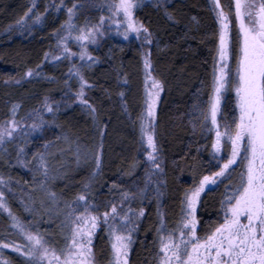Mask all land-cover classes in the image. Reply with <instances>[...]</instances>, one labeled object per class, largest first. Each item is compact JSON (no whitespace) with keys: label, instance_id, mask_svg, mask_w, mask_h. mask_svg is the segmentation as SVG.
Returning <instances> with one entry per match:
<instances>
[{"label":"snow or ice","instance_id":"obj_1","mask_svg":"<svg viewBox=\"0 0 264 264\" xmlns=\"http://www.w3.org/2000/svg\"><path fill=\"white\" fill-rule=\"evenodd\" d=\"M169 3L44 0L40 11L37 0H31L23 16L7 29L32 34L49 15L64 17L51 33L54 45L43 53L41 62L26 68L19 79L12 78L17 85L26 78L62 83L61 95H44L39 106L23 116L22 104L13 103L0 121V216L8 221L0 230V264H15L6 250L20 258V264H100L95 250L99 234L108 245L104 264H130L148 206L153 204L156 219L150 229L148 264H264V0H208L207 11L215 25L206 33L213 43L209 51L214 53L210 80L194 91L187 115L193 135L199 132L206 141L195 151H208L211 167L201 170L196 156L191 161L182 157L183 165L172 161L181 174L187 168L192 181L180 193L179 211L171 223L163 207L168 172L157 132L166 84L152 60L153 47L160 52L168 45L161 47L157 34L137 16L150 4L167 22L179 24L168 10ZM192 20L199 26L196 17ZM113 36L139 42L143 97L135 117L122 90L129 83L127 74L122 63L116 67L113 52V48L123 52L124 47L114 44L103 59L93 54ZM182 38L195 39L188 32ZM105 62H111L121 114L138 129L139 145L130 159H121L110 181L103 178L109 122L101 119L90 96L101 87L112 98L110 88L90 76ZM45 64L66 65V71L58 79L45 74ZM205 87L207 96L202 99ZM74 105L91 121V143L60 122L61 114ZM83 166L90 171L71 198L53 189L61 179L67 188ZM4 168L21 169L30 179H15ZM221 186L216 215L204 220L206 197ZM10 198L16 199L26 217L13 210ZM42 223L54 225L55 231H42Z\"/></svg>","mask_w":264,"mask_h":264},{"label":"trees","instance_id":"obj_2","mask_svg":"<svg viewBox=\"0 0 264 264\" xmlns=\"http://www.w3.org/2000/svg\"><path fill=\"white\" fill-rule=\"evenodd\" d=\"M39 10L43 11L44 0H37ZM31 0H0V121L8 115L9 108L13 103L22 104L20 115L34 107L39 106L40 100L46 94L59 97L60 89L63 84H50L39 79L26 78L17 85L12 78L19 79L26 68H34L40 63L43 53L48 51L54 45L51 33L63 21V15L56 16L51 14L46 17L43 27L34 28L32 34L18 31L9 32L7 29L23 16L27 11ZM208 0H170L168 10L174 14L179 24L173 25L167 22L161 11L146 4L142 10H138L137 16L148 25L160 38L161 47L168 45L164 51L158 52L154 47L152 49V60L157 69L159 78L165 81L166 90L161 95V104L158 108V139L164 148L166 157V170L168 172V188L163 200V207L168 213V220L171 223L179 211V195L184 187L191 185L192 176L187 168L183 174L178 172L172 166V161L177 160L184 164L182 157H187L189 161L193 156L200 162L199 168L206 170L211 167L208 151L202 150L196 153V147L199 144L206 143L200 138L199 132L193 135L191 124L188 123L187 113L191 110L193 93L201 87V82L205 84L210 80L211 71V53L209 49L213 46L211 40L206 38V33L215 27L212 14L207 11ZM196 17L199 26L192 20ZM187 26V27H186ZM191 29V31H189ZM188 32L189 38L184 40L183 33ZM203 38V42L201 39ZM119 43L124 47L120 52L118 48H113L115 54L116 67H120L127 74L129 83L122 86L126 93V101L129 111L135 117L140 111L143 97V78L138 55L139 42L134 38L130 41H123L119 37L113 36L110 41L104 42L99 52H93L94 55H100L108 52L109 47ZM111 62H105L98 65L91 73V79L97 81L98 85L108 87L112 91V98L108 99L101 87L90 93L93 102L96 104L101 119L109 122L108 135L105 137V155H104V174L105 180L115 179L118 168L121 166V159L128 158L136 154V148L139 146L138 129H134L126 116L121 114L120 98L116 95L115 72L110 66ZM44 72L47 75H55L58 79L61 73L66 71V65L54 68L45 64ZM9 81V83H5ZM208 89L205 87L202 99L206 98ZM60 122L64 124L66 130L75 133L82 140L91 143V121L82 114L78 106H73L66 113L60 116ZM57 132L59 130H56ZM53 138L51 133L47 134ZM189 145H192L191 149ZM3 171L11 173L15 179H30L21 169L4 168ZM90 171L88 166H83L73 174L68 187L65 188L63 179L57 180L53 185L56 192L63 191L66 198H71L77 190L78 182L82 180ZM139 174V173H138ZM176 177L179 178L178 182ZM223 192L221 186L217 191L210 193L206 197L207 210L201 212L204 220L214 218L217 210V201ZM12 208L22 218L26 217L19 204H15L10 198ZM155 205L148 206L146 213L148 219L142 224V230L138 235L137 243L134 245L133 252L130 255V264H148L151 259L152 247L151 241L153 232L150 231L155 222ZM5 217L0 216V230L6 225ZM203 222V221H202ZM95 241L97 258L101 264L103 258L107 255L108 245L102 234ZM143 242V243H141ZM15 264H20V258L12 257ZM100 258V259H99Z\"/></svg>","mask_w":264,"mask_h":264},{"label":"rangeland","instance_id":"obj_3","mask_svg":"<svg viewBox=\"0 0 264 264\" xmlns=\"http://www.w3.org/2000/svg\"><path fill=\"white\" fill-rule=\"evenodd\" d=\"M38 2V1H37ZM43 8H44V6H43ZM69 161H70V163L72 162V158L71 157H69ZM35 195H37V196H39V195H41L40 193H36ZM13 199V201H14V203L15 204H18L17 203V201H16V199H14V198H12ZM24 213V212H23ZM25 216H26V214H25ZM3 217H5V221H6V225H5V228L7 227V225H8V221H7V218H6V216H3ZM45 229H47L49 232H54L55 231V226L54 225H49L48 223H42L41 224V230L42 231H44ZM56 239H59V236H58V234L56 235ZM6 254H9V255H11L12 257H16V255L15 254H12V253H7V250H6Z\"/></svg>","mask_w":264,"mask_h":264},{"label":"flooded vegetation","instance_id":"obj_4","mask_svg":"<svg viewBox=\"0 0 264 264\" xmlns=\"http://www.w3.org/2000/svg\"><path fill=\"white\" fill-rule=\"evenodd\" d=\"M98 259V258H97ZM100 259V258H99ZM100 261V260H99ZM101 262V261H100ZM101 264V263H100ZM102 264H104V258H103V261H102Z\"/></svg>","mask_w":264,"mask_h":264}]
</instances>
